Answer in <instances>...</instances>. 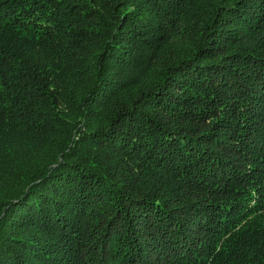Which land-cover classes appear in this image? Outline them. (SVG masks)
<instances>
[{"label": "trees", "instance_id": "1", "mask_svg": "<svg viewBox=\"0 0 264 264\" xmlns=\"http://www.w3.org/2000/svg\"><path fill=\"white\" fill-rule=\"evenodd\" d=\"M0 264H264V0H0Z\"/></svg>", "mask_w": 264, "mask_h": 264}]
</instances>
